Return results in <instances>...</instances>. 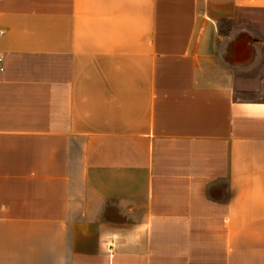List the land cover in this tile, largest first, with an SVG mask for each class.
<instances>
[{"label":"crops","instance_id":"0c3cea01","mask_svg":"<svg viewBox=\"0 0 264 264\" xmlns=\"http://www.w3.org/2000/svg\"><path fill=\"white\" fill-rule=\"evenodd\" d=\"M0 30V264H264V0H0Z\"/></svg>","mask_w":264,"mask_h":264},{"label":"built area","instance_id":"2783aa9c","mask_svg":"<svg viewBox=\"0 0 264 264\" xmlns=\"http://www.w3.org/2000/svg\"><path fill=\"white\" fill-rule=\"evenodd\" d=\"M0 33H2V31L0 30ZM3 58L0 56V70H3Z\"/></svg>","mask_w":264,"mask_h":264},{"label":"rangeland","instance_id":"374dc122","mask_svg":"<svg viewBox=\"0 0 264 264\" xmlns=\"http://www.w3.org/2000/svg\"><path fill=\"white\" fill-rule=\"evenodd\" d=\"M246 96H254L256 93H254V92H246V93H244ZM262 94H264V93H262Z\"/></svg>","mask_w":264,"mask_h":264}]
</instances>
